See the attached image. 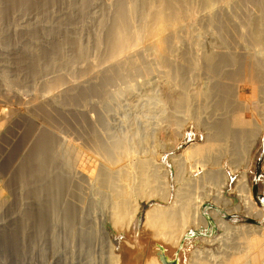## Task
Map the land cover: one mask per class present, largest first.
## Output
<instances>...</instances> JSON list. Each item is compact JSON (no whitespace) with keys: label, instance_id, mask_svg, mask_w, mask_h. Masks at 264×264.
I'll list each match as a JSON object with an SVG mask.
<instances>
[{"label":"rangeland","instance_id":"rangeland-1","mask_svg":"<svg viewBox=\"0 0 264 264\" xmlns=\"http://www.w3.org/2000/svg\"><path fill=\"white\" fill-rule=\"evenodd\" d=\"M38 1V5H36L37 3H28L22 11L24 24L30 32H25L23 39H25V37L26 39L23 43H20L21 46H19L20 40L17 38L18 36L13 34L15 32H11L14 27L9 23L10 21H8L9 16L7 15L6 7H3L1 5L2 2L0 1V6L4 11L2 12L0 10V17L5 16L8 18H6L7 20L5 19V23L0 24V32H4L3 34H5L2 36V40L5 38L8 39L4 40L2 44L0 42V58H2V56H10L6 60L10 64L8 75L10 76L11 81L8 87H4V84L2 85L0 83V86L3 87L0 89V100H4L3 103H0V166L5 172L11 175L10 166L5 162V158H10L11 149L10 146H8V139H3L1 133L5 130H14L19 133L21 144L29 147L30 150L31 148L38 149V153L40 152L45 165L53 167V171L67 181V191L72 195V212L74 213L72 216L74 222L72 225V245L68 248V250L72 251V264H78L77 262L80 260H82L83 263L84 256L89 254H92L93 259L97 257L96 254H98L99 257L100 250L97 247L96 242L109 240L108 231L112 232L113 235L117 237V240L119 238L120 244H124L119 245L120 248H123L126 245L129 246V244L137 245L139 248L137 256L141 257L143 254L141 250L145 248L146 243L155 241L153 232L149 227L150 221L156 219L154 218L155 211L170 210L171 208H174L175 205L179 204L175 196L178 187L184 186V183H195V180L199 176L200 178H202L201 176L206 177V174L210 173L211 170L220 172L222 175L220 179L213 183L205 182V184L201 183L202 179H198V182H200V180L201 182L198 188L197 186L194 187V190L196 191L195 193L205 192V194H210L209 196H211H207L208 198L205 200L201 208L202 214L211 223L209 225L208 235L215 237L220 234V230L210 214L211 210H215L231 225L235 226L245 223L256 228H264V97L260 96L257 100L252 98L251 88L244 82L239 83L233 81L238 85L235 86L233 82L229 83L228 81L230 80H226L221 74L220 76H222V80H220V78L218 79L219 75L215 77L213 75L205 74V68H203L204 70L201 69L202 71H199L201 67L198 69V66L201 65L202 67H205V64L201 59V62L199 61V58L195 56L194 52L193 57H196V59L194 58L195 64L197 61L200 63H198L199 65L197 64V69H195V72L198 74L195 72L193 74L190 73L194 69L189 71L193 81L189 80V85H192H188L190 89L192 90L194 87H197L195 89L196 91L199 90L198 88H203V90L207 91V89L210 90V88L217 83L225 84L228 82L231 86L233 84L234 87H230L232 89V100L236 102L239 108H241V111L240 113L233 111V109H218L217 111L214 106L217 98L215 101L212 100L213 97L215 99V97L219 96L218 93H215L214 96H210V103L212 105H210L208 99L207 103H205V106L208 108L210 105L209 110L211 112L208 111L206 107H203V110H201L196 116H187V113L182 112V108H178V111L175 109L177 108L174 105L175 100L171 101L174 97L166 95L168 94L165 89L166 84L170 83L171 85L173 82L174 86V83H177V80L180 78H176L177 75H174L175 73L166 66L162 67L159 65L154 60L151 53H139L141 54L139 55V57L141 56V59L137 56L138 59L136 60H139V62L134 65L137 69H139V67H145V63L150 64L149 66L156 65L152 67L153 70L151 74L145 73V75L143 72H138L134 75H126L121 70H119V73L117 70L112 74H107L108 72L97 74L100 72H97L96 70L95 72L93 70L96 67H94L95 64H92V62L100 60L101 58H98L99 55L101 57L102 54L103 56L107 54L105 53L104 41L108 32H106L107 29L105 30V27H101L100 24L104 17H106V19L108 18L109 21L116 12L114 11V9L116 10V7H113L111 11L106 7L108 0ZM147 9L148 8H146V10ZM6 23L8 24L6 25ZM7 26L10 27V34L7 32ZM202 32H199V28L194 26L192 27V33L194 35L191 32L190 33L194 38L197 36V38L201 37L199 40L202 39V46L200 47L206 52L211 48V46H207L210 45L208 44L210 38L209 35H213L215 32H212V34L211 32L210 34L209 32ZM216 34H218V32ZM13 35L16 36L14 37ZM97 35L100 39L102 37L103 41V43H101L103 46H100V48H98L95 43V37ZM181 35L182 41L186 40L181 43V46L184 49H187L189 46L187 44L188 37L185 32ZM234 38L236 40V36H234ZM184 43L188 46H184L186 45ZM16 45H18L19 49L16 48ZM45 46H47V48ZM80 46L83 50L82 57H80L78 53ZM21 47L26 54L23 53L22 55L20 53L19 50ZM2 48H4V50ZM232 50L233 49L229 48L228 52L238 53ZM17 51H19L20 54ZM237 51L239 50L237 49ZM241 51L242 50H240V52ZM258 52L261 53L258 56H262L263 52ZM3 53L5 55H2ZM241 53H243V51ZM144 55L146 60H149V63L145 62ZM62 57L65 60L62 59ZM69 59H71L70 62H68ZM15 62H20L18 64H21V67H18ZM21 62H24L25 64H22ZM64 62L68 63L64 64ZM174 62L176 68L179 67L183 69L180 70V72L182 71L180 76H190L188 73L190 68L187 69L190 65L187 61H183L182 63L181 60L180 65V60L174 58ZM138 63L142 66H139ZM0 64H2V62ZM231 66L233 65H222L220 69L230 71V68L234 69V67ZM156 67L157 69L155 70ZM119 68L124 69L126 66ZM168 69L171 73H167ZM164 70L165 73L163 72ZM120 71L122 73H120ZM56 74L61 75L64 78L62 87H66L67 84L71 82L80 84L76 85L78 89L76 88L72 91V98H59L57 101V107L54 104L47 102L44 104L45 110H41L37 107L36 114H33L26 111L28 105L21 104L16 99H10V93L3 95L4 88L8 89L7 91L11 92V94H16L20 90L23 92L24 90L25 94L24 92L23 94L19 92V94L23 96H29L34 90L35 92H38L40 89L43 90L41 91L43 93H38L45 94L46 91H44L45 88L43 87L42 81L46 76H57ZM121 74L125 75V77ZM166 74L170 77H172L171 75H174V80ZM140 75H143L142 78H140ZM147 75H149L148 79L150 81L152 80L151 78H153V80L155 78V82L152 80L153 82L151 81L152 83H148L149 85L146 87L145 81ZM143 78H145V80ZM106 80H108V82ZM168 80L169 82L167 83ZM224 80L226 82H224ZM40 82H42V84ZM152 84L153 87L151 86ZM193 84H196V86ZM128 86L134 88V94L132 91L130 92L128 90ZM20 87L22 88L19 89ZM34 87L40 89L37 91ZM176 90H178V87ZM29 91L30 93H28ZM183 91L184 90L182 89L181 92ZM129 92L131 94H129ZM178 92L180 93V90H178ZM162 103L164 104L163 106ZM159 106H162V108ZM8 107L15 108L13 114L10 113ZM236 114H241L240 116L249 120L247 121V126L239 127L240 131H255L252 139L250 136V139L248 138L246 142L249 146H247L246 153L244 152L242 154L241 161L237 160L236 162V160L233 159L231 139L214 141L213 144L216 145L206 152L208 157L205 156L204 158H200L192 154V147L194 145H200L202 147L204 145V147H206V144L209 142L207 140L208 135L214 131V125L218 120L226 121L229 124V127L234 130L235 128L232 127V121ZM164 117L166 118L163 119ZM147 131L155 132V135L153 134L150 139L151 142H154L153 144L151 143L154 147L157 145L155 147L156 149L154 148L155 152L153 156L156 158L159 183H143V187L141 185L139 187V180L134 176H124L123 178L114 176L112 182L101 181L98 172H101L104 175L108 174L111 172L110 169H113V166L115 165V160L109 154V147L113 144V141L120 137H128L130 139L139 137L138 139L141 140L142 136H144ZM208 144L207 146H209ZM223 144L227 147L226 151H222L221 149ZM144 154V147L136 141L133 145V150H131V155H129L128 158L123 157L122 162L118 166L116 165V167L119 168V170H122V172L127 173V170H129L127 169V166H129L136 158H139ZM212 154L214 155L212 156ZM244 154L246 155L244 156ZM89 156L93 158L95 166L91 163L88 164L85 162V160L89 159ZM212 157H216L217 159L209 160ZM180 162L185 166L184 182L182 179L177 178L176 174V168ZM90 164L92 167L86 168V166H90ZM96 169L97 172L95 173L94 170ZM102 169L103 171H101ZM91 171L95 174H91ZM160 188L168 191L166 199H162L163 197L159 198L160 196H157L156 193L153 192V190ZM138 189L145 190V193L150 196L147 200L140 199V201L136 203V205L139 206L140 211L130 223V227H124L120 230L119 226L114 229L111 226V219L115 215L114 203L116 197L118 196V201L123 198L133 201L138 197L135 195ZM250 195L256 203L253 207L250 203ZM215 197H220L222 200L215 201ZM1 207H3L2 203L0 204V208ZM6 208H8V205ZM20 213L23 215L21 210ZM126 215L120 213L118 215V217H120L119 222H121V219H126L123 217ZM76 231L86 232L87 242L79 244L78 241L74 239L75 235H73ZM95 232H97L100 241H98L99 239H95L97 238ZM202 237H204V235L199 234L194 238L201 239ZM6 240L7 238L4 239V242ZM125 241L129 244L125 245ZM141 243H144L145 245ZM165 246L166 245L160 240H158L153 246L154 249L157 250V254H159L160 261L164 264H177L179 261L177 257L171 259L165 255ZM61 248L64 250L65 246L61 244ZM163 256L167 257V259L164 260ZM94 260H96V258ZM98 262L101 264L102 261ZM103 263L105 264V262ZM92 264H97V260L95 263L92 261Z\"/></svg>","mask_w":264,"mask_h":264},{"label":"bare ground","instance_id":"bare-ground-1","mask_svg":"<svg viewBox=\"0 0 264 264\" xmlns=\"http://www.w3.org/2000/svg\"><path fill=\"white\" fill-rule=\"evenodd\" d=\"M0 1L3 3H1V5L6 7L7 15L9 16V19L5 16L0 17V24L5 23V19L7 18L12 27H14L11 32H15L13 34L18 36L17 38L20 40L19 44L23 43L26 39V37L23 39L25 32L29 33L30 30L24 24L22 11L28 3H37L36 5H38L39 1ZM106 7L110 11L113 7H116V10L114 9L116 12L113 17L110 18L111 20L109 19L108 21V18L106 19V17L101 20L100 26L105 27L104 29H107L106 32H108L104 41L105 53L107 54H105V56L102 54L101 57L100 55H97L98 58H101L100 60L97 59V62L91 61L92 64H95L94 67L98 68L93 69L92 67V69L100 72L97 74H101V72L112 74L117 70L118 73L119 70H121L126 75H134L138 72L151 74L153 70L152 67L156 65L149 66L150 64L145 63L149 61L146 60L145 55L143 56L145 57V67H139V69H137L134 66L135 63L139 62V60H136L139 55H141L139 53H151L154 60L159 65L162 67L166 66L175 73L174 75H177L176 78H180H178L179 80L176 79L177 83L175 82L174 86L172 80L171 85L170 83L166 84L163 80L166 84V92L168 93L166 95L175 98L171 99V101L175 100L174 105L177 107L175 108L176 110L182 108V112L187 113V116L190 115L192 117L196 116L201 110H203V107H206L205 103H207V99L210 103V96H214L215 93H218L219 96L216 95L218 97H215V99L213 97V99H211L215 101L217 98V101L214 103L217 111L218 109H233V111L240 113L241 108H239L236 102L232 100V89L230 87H234V85L232 84L231 86L228 82H244L246 85L250 86L252 98L257 100L260 96L264 97V0H108ZM146 8L148 9L146 10ZM0 10L4 12L1 6ZM7 24L8 23H6V25ZM194 26L199 28V32L205 31L209 32V34L210 32L211 34L212 32H215L213 35H209L210 38L208 44L210 45L207 46H211V48H207L208 51L204 52L203 49H201L200 46H202V39L199 40L201 37L197 38V36L194 38V36L191 35L192 27ZM7 32L10 34V27L7 28ZM184 32L188 37L187 44L189 46L184 43L186 44L184 46H188L187 49H184L181 46V43L186 41H182L181 34ZM217 32L218 34H216ZM3 33L4 32H0L1 44L7 39L5 36V39L2 40V36L5 35ZM234 36H236V40ZM95 43L98 48L103 46L101 45V43H103L102 37L100 39L97 35L95 37ZM19 46H21V44ZM45 47L47 48V46ZM16 48H18V45H16ZM229 48L238 53L228 52ZM2 49L4 50V48ZM237 49L239 51H237ZM240 50H242L243 53H241L242 51L240 52ZM19 51L22 55L25 53L23 52L24 50L22 47ZM19 51L17 52L19 53ZM190 51L192 54L195 52V56L199 58V61L200 59L203 61L205 67H202L201 65L198 66V63L201 61H197L195 64L196 57H193L194 54L192 55ZM258 51L263 52L262 56H258L261 54ZM78 53L80 57L83 56L81 46L79 47ZM2 55L5 54L3 53ZM6 57L7 56H2V58H0V63L2 62V64H0V83L2 85L4 84V87H8L11 83L10 76L8 75L10 64L6 60L10 56ZM139 58L141 59V56ZM174 58L180 60V63L178 62L180 65L181 60L182 63L183 61L189 63L190 66L187 64V69L190 68L191 70L189 69L188 73L194 69L190 72L193 74L195 69H197L196 66H198V69L201 67L199 71H202L204 70L203 68H205V74L213 75L215 77L219 75L218 79L220 78V80H222L221 78L223 76V78L230 80L231 82L228 81L225 84L215 83L216 85L210 88V90L205 87L207 91L203 90V88H198L199 90L196 91L195 89L197 87L195 88L194 86V89L191 90L189 87L192 86L189 85V80L192 81L190 73V76H188L186 71L188 77L183 76L182 74V76H180V73L182 72H180V70L183 69L179 67L176 68ZM12 59L14 60L13 57ZM62 59L64 58L62 57ZM70 61L71 59H69L68 62ZM68 62H64V64ZM18 63L20 62H15L18 67H21V64L19 65ZM228 64H232L233 66L231 67H234V69L230 68V71L220 69L222 65L225 66ZM122 66H126V68H119ZM156 69L157 67L155 70ZM169 69L167 73H171L169 72ZM121 71L120 73H122ZM163 72L165 73V70ZM183 73L185 74L184 71ZM220 74L222 76H220ZM174 75H171L172 77L168 76L172 79ZM122 76L125 77V75ZM142 76L140 78H142ZM148 76L149 75H147V79ZM143 79L145 80V78ZM147 79L145 81L146 87L149 85L148 83L155 82V78L154 80L151 78L153 80H151L152 82ZM63 80L64 78L61 75L51 77L46 76L42 81L43 87L45 88L44 91H46L45 94H41L43 93L41 92L43 90L40 88L39 90L38 87L35 88V86L34 89L37 91L39 90L38 92H41L40 94L34 90L33 93H30V91L28 92L31 95L28 96L26 94L27 96H23L19 94V92L23 94L24 90L23 92L20 90L16 94H11V92L7 91L8 89L4 88L3 95L10 93V99H16L19 103L28 105L26 111L36 114L37 107L41 110H45L44 104L47 102L52 103L57 107V101L59 98H72V91L77 88L76 85L80 84L71 82L68 83L66 87H62ZM214 80L217 81L216 79ZM106 81L108 82V80ZM42 82L40 83L42 84ZM168 82L169 80L167 83ZM224 82L226 81L224 80ZM153 84L151 85L152 87ZM193 85L196 86V84ZM235 86L238 85L235 84ZM177 87L178 90H180V93L176 90ZM1 88L3 87L0 86V89ZM21 88L22 87L19 89ZM133 89L134 88L128 86V90L130 92L132 91V93L134 92ZM182 89L185 91H183L184 93L181 92ZM130 92L129 94H131ZM0 101V103H3L4 100ZM163 105L164 104L162 103V106ZM210 105L212 104L210 103ZM162 106L159 107L162 108ZM206 108L210 111L208 107ZM8 109L12 114L15 111V108L13 107H8ZM204 110L207 111L206 109ZM240 115L241 114H236L235 118H233L232 127L235 128L234 130L229 127V124L226 121L218 120L214 125V131L208 135L207 140L209 141V144H207L209 146H207V144L206 147H204V145L203 147L200 145H192V154L204 158L207 156L206 152L216 145L213 144L214 141L231 139L233 159H235L236 162L237 160L241 161L242 154L247 151V146H249L246 142L250 136L252 139L255 131L239 130V127L247 126V121H249ZM165 118L166 117L163 119ZM153 134L155 135L154 131H147V133L142 136L141 140L138 139L139 137L132 139L128 137H120L115 139L113 144L109 147V154L115 160V165L113 166V169H110L111 172L108 174L104 175L101 172H98L99 179L103 182H112L114 176L119 178H123L124 176H134L139 180V187L140 185L143 187V183H159L156 158L153 156L155 152L154 148L157 145L154 147L152 145L154 142H151L150 139ZM1 136L3 139H8V146H10L11 149L10 158H5V162L10 166L11 175L5 172L0 166V204H3V207L0 208V264H72V251L68 250V248L72 245V225L74 223L72 216L74 213L72 212V195L67 191V181L58 176V174L53 171V167L45 165L40 152L38 153V149L31 148L30 150L29 147L21 144L19 133L14 130H5L1 133ZM136 141L138 144H142L145 149V154L132 161L130 165L127 166V169L129 170H127V173H124L122 170H119L116 165L118 166L122 162L123 157L128 158V156L131 155V150H133V145ZM221 149L222 151H226L227 147L223 144ZM213 155L214 154H212V156ZM245 155L246 154H244V156ZM212 159L217 158L212 157L209 160ZM85 162L94 165L91 156H89V159L85 160ZM91 164L90 166L87 165L86 168L92 167ZM182 164L183 163L180 162L177 165L176 174L177 178L182 179L184 182L185 166ZM101 171H103V169ZM94 172L96 173L97 169L94 170ZM94 172L91 171V174H95ZM221 176L220 172L211 170L210 173L206 174V177L201 176L202 178H200L199 176L195 180V183H184V186L178 187L175 196L179 204L175 205V207L170 210L155 211L154 218L156 219L149 223L155 241L146 243L145 248L142 250L140 249L143 252L141 257L137 256V252L139 251L137 245L129 244L125 241V245L129 244V246L126 245L123 248L121 247V249L119 245L124 244H120L119 238L117 240V237L114 236L112 232L108 231L109 240L96 242V245L100 250L99 257L98 254H96L97 257H95L94 254L97 264L99 263L98 261H102L101 264H104L103 262H105V264H164L160 261L159 254H157V250L153 247L158 240L166 245L165 255L168 258L174 259L177 257L179 259L177 264H264V228H256L245 223L235 226L231 225L215 210H211L210 214L215 220L220 230V234L215 237L208 235L209 223L202 214L201 208L205 200H207V196L210 194L207 195L205 192L195 193L196 191L194 190V187L197 186L198 188L201 182V180L198 182V179H202V184H205V182L213 183L218 181ZM153 192L156 193L157 196L159 195V198L163 197L162 199H166L168 195V191L163 188L153 190ZM135 195L138 197L133 201L126 198L118 201V196L116 197L114 203L115 215L111 219V226L114 229L119 226L120 230L124 227H130V223L140 211V208L136 203L140 201V199L147 200L150 196L142 189H138ZM250 197V203L253 207L256 203L253 201L251 195ZM215 198L216 199L213 198L215 201L222 200L220 197ZM7 205L8 208H6ZM20 210L23 215H21ZM120 213L127 214L126 216H123L126 219H121V222H119L120 217H118ZM199 234L204 235V237L201 239L194 238ZM73 235H75L74 239L77 240L79 244L87 242L86 232L76 231ZM95 236L97 237L95 239H99L97 232H95ZM5 238H7V240L4 242ZM98 241H100V239ZM61 244L65 246L64 250L61 248ZM167 257L163 256V259L165 260ZM94 259L92 254H89L84 256L83 263L82 260L77 263L92 264V261H94V263L96 262Z\"/></svg>","mask_w":264,"mask_h":264},{"label":"water","instance_id":"water-1","mask_svg":"<svg viewBox=\"0 0 264 264\" xmlns=\"http://www.w3.org/2000/svg\"><path fill=\"white\" fill-rule=\"evenodd\" d=\"M206 219H207V218H206ZM207 221H208V219H207ZM208 223H209V225L211 224L210 221H208Z\"/></svg>","mask_w":264,"mask_h":264}]
</instances>
